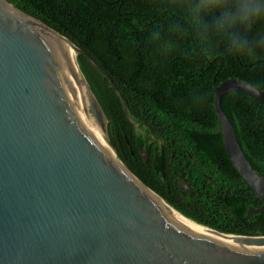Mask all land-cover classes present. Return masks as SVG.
<instances>
[{
	"label": "water",
	"instance_id": "obj_1",
	"mask_svg": "<svg viewBox=\"0 0 264 264\" xmlns=\"http://www.w3.org/2000/svg\"><path fill=\"white\" fill-rule=\"evenodd\" d=\"M82 52L0 0V264H264V236L188 226L119 159L77 64ZM232 89L262 101L264 92L237 78L214 87L227 155L264 201V176L221 106ZM178 183L190 193L185 180Z\"/></svg>",
	"mask_w": 264,
	"mask_h": 264
},
{
	"label": "trees",
	"instance_id": "obj_2",
	"mask_svg": "<svg viewBox=\"0 0 264 264\" xmlns=\"http://www.w3.org/2000/svg\"><path fill=\"white\" fill-rule=\"evenodd\" d=\"M7 1L83 51L76 61L107 119L108 143L143 183L201 226L264 236V209L256 211L264 201L229 159L214 108V87L226 79L247 81L264 92V59L247 61L223 51L204 57L190 38L176 54L161 56L149 33L156 27L166 31L180 18L162 0ZM221 106L247 159L264 176V101L232 89ZM179 178L190 193L181 190Z\"/></svg>",
	"mask_w": 264,
	"mask_h": 264
},
{
	"label": "clouds",
	"instance_id": "obj_3",
	"mask_svg": "<svg viewBox=\"0 0 264 264\" xmlns=\"http://www.w3.org/2000/svg\"><path fill=\"white\" fill-rule=\"evenodd\" d=\"M180 18L166 31L153 28L148 36L159 54L169 57L190 38L204 57L223 54L247 61L264 59V0H162ZM253 37V38H250Z\"/></svg>",
	"mask_w": 264,
	"mask_h": 264
},
{
	"label": "bare ground",
	"instance_id": "obj_4",
	"mask_svg": "<svg viewBox=\"0 0 264 264\" xmlns=\"http://www.w3.org/2000/svg\"><path fill=\"white\" fill-rule=\"evenodd\" d=\"M165 206L171 211L173 212L181 221H183L184 223H186L188 226L192 227V228H195V229H199V230H202V231H206V232H213L215 233L214 231L210 230V229H207L193 221H191L190 219H187L186 217H184L183 215H181L179 212H177L176 210H174L173 208H170L168 205L165 204Z\"/></svg>",
	"mask_w": 264,
	"mask_h": 264
}]
</instances>
